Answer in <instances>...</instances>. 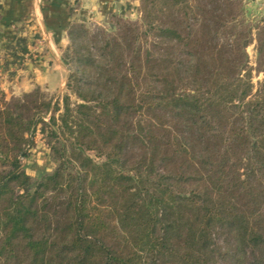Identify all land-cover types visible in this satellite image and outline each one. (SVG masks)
Masks as SVG:
<instances>
[{
	"label": "trees",
	"instance_id": "1",
	"mask_svg": "<svg viewBox=\"0 0 264 264\" xmlns=\"http://www.w3.org/2000/svg\"><path fill=\"white\" fill-rule=\"evenodd\" d=\"M242 3L140 0V23L71 29L62 107L0 106V264H264V82ZM38 126L55 168L32 179Z\"/></svg>",
	"mask_w": 264,
	"mask_h": 264
},
{
	"label": "rangeland",
	"instance_id": "2",
	"mask_svg": "<svg viewBox=\"0 0 264 264\" xmlns=\"http://www.w3.org/2000/svg\"><path fill=\"white\" fill-rule=\"evenodd\" d=\"M242 1V21L252 31V43L246 52L252 83L254 89H257L264 82V58L261 57V63H257L258 39L264 40V13L251 0ZM140 9V0L73 1L69 5V26L63 33V41L57 43L54 49L56 61L44 59V53L38 52L39 48L44 47L23 37L21 29L12 30L10 37L0 45V106L9 105L13 113L24 117L33 113L32 102L36 99L39 98L40 103L51 102L49 113L43 114L44 121L47 122L56 103L62 107V97L66 92L69 71L63 60L67 54L73 55L72 52L67 53L71 29L83 27L94 35L99 30L112 28L117 19L140 23ZM47 142L48 139L38 126L32 136L28 155L21 160L22 170L32 179L50 174L55 168L53 154Z\"/></svg>",
	"mask_w": 264,
	"mask_h": 264
},
{
	"label": "crops",
	"instance_id": "3",
	"mask_svg": "<svg viewBox=\"0 0 264 264\" xmlns=\"http://www.w3.org/2000/svg\"><path fill=\"white\" fill-rule=\"evenodd\" d=\"M73 1L81 0H0V45L12 30L21 29L23 37L44 47L38 49L44 53V59L56 61L54 49L63 41V33L69 26V5ZM251 3L264 13V0Z\"/></svg>",
	"mask_w": 264,
	"mask_h": 264
}]
</instances>
